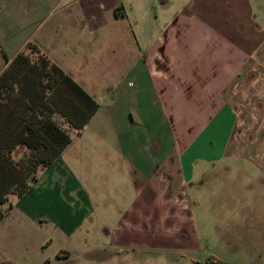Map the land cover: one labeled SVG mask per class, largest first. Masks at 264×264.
I'll use <instances>...</instances> for the list:
<instances>
[{"label":"crops","instance_id":"obj_1","mask_svg":"<svg viewBox=\"0 0 264 264\" xmlns=\"http://www.w3.org/2000/svg\"><path fill=\"white\" fill-rule=\"evenodd\" d=\"M86 45L105 48L85 54ZM27 49L57 65L97 104L15 196L0 227L14 207L22 210L14 221L23 230L46 212L66 234H99L95 264H264V147L230 146L247 127L249 108L264 134V0H149L139 10L125 0H0V73ZM109 71L113 94L99 100ZM87 137L102 147H80ZM220 157L228 159L215 164ZM241 159L250 163H232ZM247 168L258 172L255 182L229 176ZM90 170L110 179L104 196L83 184ZM215 172L225 175V205L233 214L216 237L218 248L202 261L189 256L179 263L186 184L194 174L197 183L214 180ZM15 249L34 253L25 264L71 256L67 248L51 257L36 245ZM13 255L0 264H18Z\"/></svg>","mask_w":264,"mask_h":264},{"label":"rangeland","instance_id":"obj_2","mask_svg":"<svg viewBox=\"0 0 264 264\" xmlns=\"http://www.w3.org/2000/svg\"><path fill=\"white\" fill-rule=\"evenodd\" d=\"M125 1L126 3H129V6L133 7V9L136 8L139 10L140 7L145 9V6L149 0ZM150 6L151 4L148 6V8H150ZM92 46L93 45L83 46L84 53L86 54L88 52H96L97 54H100L103 51L104 45L97 46L95 49H93ZM23 54L27 56L29 62H31L32 65L41 66L43 64V57L35 53L32 49H27ZM48 64L49 62L47 65H45L46 68H48ZM83 64H86V62ZM29 70L33 69H26L24 65H16L15 78L18 82H14V86H12L14 89H10V86L2 87L0 89V111L4 116H6V113H8L10 110L15 109V106L19 101L16 94H23L21 90L22 80H24V83H28L31 87L34 85L38 86L36 82L31 80V78L36 77V75ZM25 73L26 76H23ZM102 81L104 84H101L102 92L100 95H98V98L99 100H108L114 91L112 71H109L103 75ZM44 91V93L47 94L50 92V88L45 86ZM248 110L250 111L248 120L249 123L247 124V127L241 128L239 130L240 138L233 141V144L230 146L248 148L264 147V134H262L263 128L261 126L259 117H257L256 109L249 108ZM100 143L101 141L99 139L87 137L82 141L80 147H84L86 149L102 147ZM29 151L30 150L28 149L24 150L21 148L20 154L14 155V152L12 153L13 159L16 160L19 158H26ZM227 159L228 158L220 157L219 161L214 163L219 165ZM232 163L249 164L250 162L241 159V161L236 160ZM84 174L88 175L89 177L87 180L84 176L86 180L83 181V184L86 186V189L89 187H95V189L99 191L100 195L104 196L103 189H106L107 185L110 183V179L108 176H106V173L97 171L94 172L90 170ZM212 174L214 176V180L204 178L206 180H204L203 183H197L194 180V174L193 180L186 184V196L189 207L188 210L185 211L188 216L183 221L187 224V227L181 231V233L184 235L182 237L180 236L178 241L179 250L185 255L179 257V263L187 262L189 260V256L200 261L205 259V257L211 254L210 248H218L219 238L216 241V237H220L227 228V223L224 221V219L228 216V213L232 212H230L228 207L225 205V175L223 172H215ZM231 175L234 177H239L242 182H255L257 180L258 172L252 168H247V170L245 169V171L242 172L233 171L229 174V176ZM226 179L229 180L228 178ZM129 194L132 195L131 193ZM15 196H17V194L14 190L8 191L6 194V199L3 202H0V208L5 209L8 207L9 204H11L14 200ZM65 200H67V198L62 199L61 201L63 211L67 210L64 206ZM245 202H250L249 197L245 198ZM237 203L238 202L234 201L233 205ZM107 206L108 205H105V207ZM115 207L117 209L120 208L118 205ZM21 213V209L14 207L10 213H8L4 225L0 227V259H2L7 254L13 253L14 255L12 257L18 264H25L24 257L30 261V258L35 256L34 253L30 250H26L25 252L24 250L17 251L15 248L22 246L23 244H30L32 246L36 245L38 248V253L48 257H51L55 250L60 248L62 250L65 248L70 250L71 256L61 258L56 264H65L68 261H76L78 259H83V262L95 264V260H99L97 259L96 255L98 251L95 250V248L101 244V238L99 234L95 233L94 235L89 236L86 234V231H84L83 234V231L77 232L72 236L70 234H66L64 233V230H60L59 227L55 225L54 221L50 219L48 213L46 212H39L40 215L38 216V213V217H34L32 224L28 221L23 230L18 225V222L14 221L18 218H21ZM235 215H237V213ZM43 237H45V241L43 240V247H41L38 242ZM80 243L82 244L80 245ZM80 246L83 248V251H80ZM128 255L129 254L123 253L122 258H126L127 260Z\"/></svg>","mask_w":264,"mask_h":264},{"label":"trees","instance_id":"obj_3","mask_svg":"<svg viewBox=\"0 0 264 264\" xmlns=\"http://www.w3.org/2000/svg\"><path fill=\"white\" fill-rule=\"evenodd\" d=\"M42 61L41 66L32 65L27 56L19 53L0 73V89L7 86L14 89L16 65L32 68L29 71L36 77L31 80L38 85L31 87L22 80L23 94H16L19 101L15 109L6 116L0 111V202L6 199L8 191L20 195L36 180L38 171L70 139V127L81 128L97 104L57 65L49 63L46 68L48 61L44 58ZM45 86L50 88L47 94ZM16 146L30 150L26 158L13 159L12 150ZM10 206L0 208V220Z\"/></svg>","mask_w":264,"mask_h":264}]
</instances>
